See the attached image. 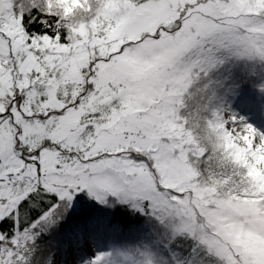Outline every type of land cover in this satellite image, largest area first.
Here are the masks:
<instances>
[{"label": "snow or ice", "instance_id": "snow-or-ice-1", "mask_svg": "<svg viewBox=\"0 0 264 264\" xmlns=\"http://www.w3.org/2000/svg\"><path fill=\"white\" fill-rule=\"evenodd\" d=\"M0 264H264V0H0Z\"/></svg>", "mask_w": 264, "mask_h": 264}, {"label": "rangeland", "instance_id": "rangeland-1", "mask_svg": "<svg viewBox=\"0 0 264 264\" xmlns=\"http://www.w3.org/2000/svg\"><path fill=\"white\" fill-rule=\"evenodd\" d=\"M237 111H239V110H237ZM241 115H245V113L242 112ZM247 116L249 118V122H254V118L251 115L247 114ZM255 123H259V122L255 121Z\"/></svg>", "mask_w": 264, "mask_h": 264}, {"label": "trees", "instance_id": "trees-1", "mask_svg": "<svg viewBox=\"0 0 264 264\" xmlns=\"http://www.w3.org/2000/svg\"><path fill=\"white\" fill-rule=\"evenodd\" d=\"M249 115H251V113H248ZM252 116V115H251Z\"/></svg>", "mask_w": 264, "mask_h": 264}]
</instances>
